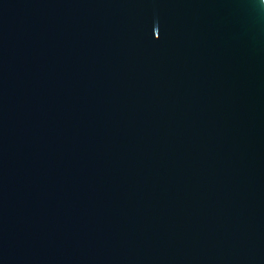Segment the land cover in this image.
<instances>
[{"label":"water","instance_id":"water-1","mask_svg":"<svg viewBox=\"0 0 264 264\" xmlns=\"http://www.w3.org/2000/svg\"><path fill=\"white\" fill-rule=\"evenodd\" d=\"M0 264H264V2L0 0Z\"/></svg>","mask_w":264,"mask_h":264},{"label":"clouds","instance_id":"clouds-1","mask_svg":"<svg viewBox=\"0 0 264 264\" xmlns=\"http://www.w3.org/2000/svg\"><path fill=\"white\" fill-rule=\"evenodd\" d=\"M262 2H264V0H262Z\"/></svg>","mask_w":264,"mask_h":264}]
</instances>
